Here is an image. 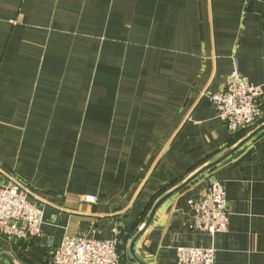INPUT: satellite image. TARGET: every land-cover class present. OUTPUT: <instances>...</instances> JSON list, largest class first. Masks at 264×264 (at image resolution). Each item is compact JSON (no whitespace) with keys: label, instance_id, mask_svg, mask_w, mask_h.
<instances>
[{"label":"crops","instance_id":"crops-1","mask_svg":"<svg viewBox=\"0 0 264 264\" xmlns=\"http://www.w3.org/2000/svg\"><path fill=\"white\" fill-rule=\"evenodd\" d=\"M233 70L264 94V0H0V190L13 180L43 211L36 241L0 237V264H53L65 236L114 229L118 264H176L196 246L264 264V130L145 226L264 125V95L237 135L202 95ZM213 179L230 219L211 237L190 229L188 201Z\"/></svg>","mask_w":264,"mask_h":264},{"label":"built area","instance_id":"built-area-1","mask_svg":"<svg viewBox=\"0 0 264 264\" xmlns=\"http://www.w3.org/2000/svg\"><path fill=\"white\" fill-rule=\"evenodd\" d=\"M213 107L217 118L231 134L252 129L261 121L263 86L252 84L236 70L228 75L221 92L202 93ZM83 201L95 203V196H85ZM192 212L190 229L208 233L211 237L228 229V214L225 187L212 180L203 195L188 201ZM43 211L27 201V190L13 180L0 190V237L18 242L32 243L40 238ZM119 231L114 229L110 240H88L82 237L65 236L52 253L53 264H118L117 247ZM216 250L211 246L179 247L176 249V264H215Z\"/></svg>","mask_w":264,"mask_h":264},{"label":"water","instance_id":"water-1","mask_svg":"<svg viewBox=\"0 0 264 264\" xmlns=\"http://www.w3.org/2000/svg\"><path fill=\"white\" fill-rule=\"evenodd\" d=\"M262 130H264V125H263L260 129H258V130H256L255 132H253L250 136H248L247 138H245L244 141L240 142V143L236 146V148H234L233 150H231L230 152H228V154L225 155L223 158H221V159H219V160H217V161L211 163V165H209V166L203 168L202 170L198 171L197 173L194 174L193 177H191L190 179H188V180L186 181V183H184L181 187H178L177 190H174L173 192H171V193L165 195L163 198H161V201H160V202H159V203L153 208V210L151 211V213H150V215H149V219H148L147 223L145 224V226L147 227V226L151 223L155 211L161 206V204H162L167 198H169V197L172 196L173 194L177 193V192H178L179 190H181L183 187H185V186H187L188 184H190V183H191L193 180H195V178L198 177L199 175L203 174V173L206 172V171L211 170V169H212L214 166H216L218 163H220V162L223 161L224 159L228 158L229 155L233 154V153L236 152L238 149H240L244 144H246V142H247L248 140H250L252 137L256 136L258 133L262 132ZM146 227H145V228H146ZM143 231H144L143 229L140 230V231L136 234V236L133 238V240H132V242H131V244H130V247H129V248H130V252H131L133 255H134V252H133V251H134V247H135L136 243L138 242V240L141 238V236H142V234H143Z\"/></svg>","mask_w":264,"mask_h":264},{"label":"trees","instance_id":"trees-1","mask_svg":"<svg viewBox=\"0 0 264 264\" xmlns=\"http://www.w3.org/2000/svg\"><path fill=\"white\" fill-rule=\"evenodd\" d=\"M258 124H259V123H258ZM258 124H257V125H258ZM257 125H256V126H257ZM243 131H244V130H243ZM243 131H241V132H243ZM239 133H240V132H239ZM239 133H236V135L239 134Z\"/></svg>","mask_w":264,"mask_h":264}]
</instances>
